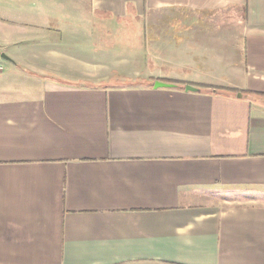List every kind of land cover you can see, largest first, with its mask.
I'll list each match as a JSON object with an SVG mask.
<instances>
[{
  "label": "crops",
  "instance_id": "1",
  "mask_svg": "<svg viewBox=\"0 0 264 264\" xmlns=\"http://www.w3.org/2000/svg\"><path fill=\"white\" fill-rule=\"evenodd\" d=\"M21 1L0 3V61L89 58L80 33L170 10L242 18V45L148 31L177 52L141 85L15 89L0 62V264H264V0Z\"/></svg>",
  "mask_w": 264,
  "mask_h": 264
},
{
  "label": "rangeland",
  "instance_id": "2",
  "mask_svg": "<svg viewBox=\"0 0 264 264\" xmlns=\"http://www.w3.org/2000/svg\"><path fill=\"white\" fill-rule=\"evenodd\" d=\"M20 0H0V3H17ZM21 2H29L22 0ZM242 13V12H241ZM228 14H211L214 17L213 21L209 20L207 24L199 19L197 27L183 26L180 28L178 19L196 17L188 12L171 11L155 13L158 19H165L164 25H154L147 27L144 16H128L125 19L104 20L100 27H95V35L87 33L86 37L80 33L78 36L79 51L88 52L91 55L89 58H58V59H30L26 52H23L22 58L13 59L15 63L8 60H1L2 66L5 67V77L8 78L9 85H13L15 89H30L40 84H44L46 80L53 79L61 81L65 84L77 83L80 85H141L148 82V76L154 67L157 66L158 54L173 57L177 50L176 45L171 42L153 43L154 36L147 34L148 31H157L163 38L171 37L175 33L183 29L187 33L191 30L204 32L200 36L202 53L234 54L241 50L242 45V18L236 20H228L223 15ZM220 16V17H219ZM219 17V18H217ZM97 25V24H96ZM81 31L88 28H80ZM154 32L153 34H156ZM152 34V35H153ZM65 38L64 48L73 49L74 43ZM150 38L151 42H148ZM86 39V41H85ZM82 41L83 43H80ZM95 41V44H90L95 47L88 48V44ZM77 44V45H78ZM9 46L8 44H6ZM33 44L26 43L21 45L30 47ZM197 45V44H192ZM14 49V45L9 46ZM210 51V52H209ZM148 53L152 54L151 57ZM236 55V54H235ZM154 56V57H152ZM13 61V62H14ZM87 72V73H86Z\"/></svg>",
  "mask_w": 264,
  "mask_h": 264
},
{
  "label": "water",
  "instance_id": "3",
  "mask_svg": "<svg viewBox=\"0 0 264 264\" xmlns=\"http://www.w3.org/2000/svg\"><path fill=\"white\" fill-rule=\"evenodd\" d=\"M174 86H176V84L174 82H166V81L160 80V78L157 79L155 81V83H154V87L155 88H159V87H174ZM185 89L186 90H190V91L198 90L197 87H195V86H193L191 84H186L185 85Z\"/></svg>",
  "mask_w": 264,
  "mask_h": 264
}]
</instances>
